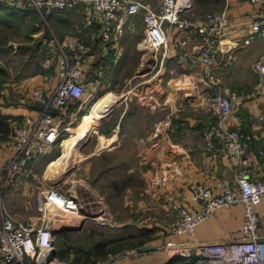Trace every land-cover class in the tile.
Segmentation results:
<instances>
[{
    "label": "crops",
    "instance_id": "1",
    "mask_svg": "<svg viewBox=\"0 0 264 264\" xmlns=\"http://www.w3.org/2000/svg\"><path fill=\"white\" fill-rule=\"evenodd\" d=\"M150 4L156 5L155 2ZM0 7L9 6L0 3ZM259 10V5L251 0H222L218 6L201 13L195 12L193 4L192 9L187 12L193 14V17H187L186 13L183 17L196 19L206 12H224L228 21L225 36L219 44L218 53L210 68L207 71L189 63H177L173 58L166 59L160 75L155 80H150L151 82L142 83L138 91H129L126 99L129 106H123L113 122L112 120L110 124L106 122L109 131L111 130L109 135L114 133L111 140L101 146L98 138L100 147L98 151L92 154L83 152L82 178H88L90 170H93L98 163L107 167L106 172L109 175L114 172L124 178L141 179L140 189L130 186L131 188H125V194L133 192L136 196L140 195L136 203L138 210L144 213L152 209L154 215L150 220L156 218L157 225H165L159 223L162 221L163 209L167 207L168 211L172 210L174 221L170 222L171 225L167 223L168 227L177 219V212L172 209V205L195 206L191 201V195L197 186L214 188L219 181L232 182L242 165L241 160L244 165L251 168L253 178H261L264 175V161L256 155L255 150L264 148V124L258 119L264 112V79L260 80L253 71L252 65L259 55L264 54V35L248 39L252 33V22ZM262 10L264 13V7ZM32 13L38 16L36 12ZM87 13L88 6L83 4L74 9L52 10L44 16V20L37 18L34 21L37 27H54L58 38L78 39L87 46L84 80L88 87L80 100L85 105L90 98L96 96L92 97L99 89L101 91L110 88V80L105 83V72L109 71V67L117 66L122 59V54L125 52L124 37L130 35L131 21L134 20L137 24L139 20L141 23L138 27L140 38L137 49L139 50L138 44L143 36L141 16L139 14L130 16L123 23L121 35L113 40L108 49L102 51L98 45L99 23L95 21L87 26L85 24ZM174 34L177 36L180 32ZM190 43L195 44L196 40L190 38ZM54 68V72L48 74L49 78L48 75L40 74L11 78L3 90L0 96V115L5 117L10 132L6 139L0 137V166L13 155L14 151L10 143L13 131L24 123L26 116H34L40 108V104L31 97L32 88L41 86L47 93L53 92L57 84L56 65ZM207 72L214 75L222 88L234 92L237 96L233 104L232 118L225 127L237 130L242 136L249 135L251 138L248 146L242 151L243 158L240 161L229 156L219 140H215L213 148L209 149L203 139V133L216 126L219 120L218 114L204 102V98L211 92ZM112 92L104 94H112ZM98 102L92 105L93 108L90 106L92 109L89 115H95L100 107L97 106ZM68 109L69 107L53 110L61 129L60 136L69 131V129L65 130L66 127L70 128L78 122L77 112ZM69 141L65 142L68 146ZM54 146L53 144L37 158L50 153ZM62 146L65 150L64 142ZM101 148H109V150ZM117 153L126 154L121 161L122 167L115 164L116 162L111 158L113 155H118ZM117 157L120 160L122 156ZM30 164L20 174L5 181L2 196L4 205L8 207L14 218L39 225L42 216L32 219L36 212L42 213L37 208V196L35 204L31 206L28 204L25 207L18 200L20 193H14L12 190L8 192L7 205L4 198L5 187L14 186L16 189H21L27 185L24 180L29 175L27 168ZM24 190L25 188L21 189L22 194ZM12 195H15L16 202L22 203L21 206L12 205ZM256 210L260 222L259 236L264 237V194ZM23 218L26 220H22ZM242 220L243 210L240 204L220 208L196 226L194 237L201 244L228 242L240 236ZM62 224L68 225L64 220V223L59 222L54 225L55 227L50 224L51 229H58ZM165 230L166 233L163 235L164 230L161 229L158 238L160 240H156V244H164L168 239V229ZM173 257L175 256L170 251L161 246L133 258L121 256L107 263L126 264L132 260H140L147 264H169ZM185 259L178 256L176 261ZM50 263L63 264L56 258Z\"/></svg>",
    "mask_w": 264,
    "mask_h": 264
},
{
    "label": "built area",
    "instance_id": "2",
    "mask_svg": "<svg viewBox=\"0 0 264 264\" xmlns=\"http://www.w3.org/2000/svg\"><path fill=\"white\" fill-rule=\"evenodd\" d=\"M251 1L258 4L260 10L252 22L249 40L264 35V0ZM0 3L18 10H33L42 20L52 10L87 5L85 24L99 23L98 45L102 51L121 35L125 19L139 14L143 23L139 48L152 52L160 69L166 59L173 58L177 63H189L208 71L228 25L224 12L205 13L196 19L183 17L192 9V0H0ZM177 31L182 35L171 37ZM190 38L196 43L191 44ZM50 43L56 51L57 84L52 93H47L41 86L32 88L31 97L40 108L34 116H26L24 123L13 131V155L0 166V264H51L46 262V256L54 247V234L44 212L53 207L78 215L81 209L75 196L56 188L42 191L37 196V208L43 214L37 225L14 218L3 202L5 181L19 174L61 137L53 110H63L69 103L80 101L88 87L84 80L87 46L78 39L50 38ZM252 69L262 81L264 54L254 60ZM207 80L211 92L204 102L218 114L219 120L216 126L203 133V139L209 149L213 148L215 140H219L227 154L240 161L251 138L225 127L232 118L237 96L222 88L210 72H207ZM258 119L264 124V112ZM255 151L264 161V148ZM240 162L242 165L232 182L219 181L214 188L197 186L191 195L195 206L172 205L177 220L169 228V237L163 247L173 256L186 259L169 264H264V237L259 236L260 222L256 210L264 194V175L253 178L251 168L242 160ZM236 204H240L243 210L238 238L217 244H201L195 239L194 231L199 223L218 209ZM126 264L147 263L132 260Z\"/></svg>",
    "mask_w": 264,
    "mask_h": 264
},
{
    "label": "rangeland",
    "instance_id": "3",
    "mask_svg": "<svg viewBox=\"0 0 264 264\" xmlns=\"http://www.w3.org/2000/svg\"><path fill=\"white\" fill-rule=\"evenodd\" d=\"M186 16L193 17V14L186 13ZM37 18L39 20L40 16H37ZM37 24H39L38 21ZM131 26L130 35L124 37L125 52L122 54V59L118 60L117 66L109 67V71L106 70L105 72V83L110 80L111 90L109 88L100 91L99 89L96 94H93L92 97L96 96L90 98L89 102L86 101L87 106H85L80 119L77 120L78 122L73 124L69 131L63 135V139L70 138L68 150L65 151L63 149V140H59L52 149L54 153L51 156L45 155L33 161L27 168L29 175L24 180L27 185L21 187V189L25 188L23 194L20 188L16 189L14 186L5 187V203L7 193L12 190L14 193H20L18 200L23 203L24 207L28 204L30 206L35 204L37 194L51 188H56L60 192L69 195L73 194L72 196L79 200L81 209L78 215L56 208H54L53 212L50 210L44 212L51 225L56 226L59 222L64 223V220H66L68 226H71L60 232H55V243L61 249L71 250L66 255L67 260L64 264H108L107 262L113 258L121 256L133 258L141 253L150 251L151 248L158 249L164 246V244H156V240H160L158 238H160L161 229L164 230V235L166 233L165 229L169 230L171 228V226L168 227L167 223L170 224V222L174 221V213L170 209L168 211L167 207L163 209L162 221L159 222L160 224L165 223L163 226L156 224V218L150 220L154 215L152 214V209L144 213L138 210L139 207L137 208L136 203L140 195L136 196L133 192L125 194V188H131L130 186H132L140 189L142 180L139 178H124L122 175L114 174V172L109 175L106 172L108 171L107 167L98 165V163L93 170H90L88 178L83 179L81 175L83 152L92 154L98 151L100 149L98 138L101 146L111 140L114 133L109 135L111 130L108 132L106 122L109 124L110 120L113 122L117 112L119 113L123 106H129V102L126 103L128 92L138 91L142 83L151 82L152 79L155 80L161 73L162 68H159L154 54L148 50L137 49V42L140 38L138 28L141 26L140 21L138 20L137 24L134 20L131 21ZM38 28L41 31L30 33V38L27 37V43H22L19 48L15 45L16 42L14 43L10 56V58L12 56L14 58L13 66H23L26 61L31 59L32 55L36 54L28 47L33 46L35 44L34 41L42 40L44 30L49 33L50 38L59 39L54 27ZM18 32V37L21 35L19 38L26 40L25 37L22 38L20 31ZM175 35L172 34L171 37ZM49 45L52 52L51 58L45 60L43 64L46 67L49 66V73H53L55 70L56 51L54 50V45L52 46L51 43ZM49 73L39 74L48 75ZM5 83L8 84L6 81ZM109 91H113L112 94H104ZM98 97L100 98L96 100ZM101 99L102 104L95 115H89L90 109L93 108L92 105ZM90 103H92V108H90ZM87 110V115L83 117ZM103 128L105 131H101ZM10 137L11 143L12 134ZM103 150H109V148H104ZM125 155L120 153L113 155L111 158L116 162L115 164L122 167L121 161L125 158ZM117 156L122 157L118 160ZM50 159L52 160L48 162ZM79 166L80 168L78 169ZM18 186L19 184L16 187ZM20 186H22V183H20ZM131 190L133 191L134 189ZM14 196L12 195V205L21 206L22 203L16 202ZM6 208L8 209V207ZM42 214L36 212L32 219L42 216ZM159 219H161V216ZM22 220L25 221L26 219L23 218ZM61 232H67V234L62 237L59 235ZM96 242L107 243L104 250L105 255L100 258H95L90 253V247ZM77 257L79 259L75 263Z\"/></svg>",
    "mask_w": 264,
    "mask_h": 264
},
{
    "label": "trees",
    "instance_id": "4",
    "mask_svg": "<svg viewBox=\"0 0 264 264\" xmlns=\"http://www.w3.org/2000/svg\"><path fill=\"white\" fill-rule=\"evenodd\" d=\"M221 1L222 0H193L194 10L198 13L209 11L215 6H218ZM32 12L33 10L28 9L15 10L9 7H0V96H2V92L7 85L6 83L4 84L5 81L8 83L11 78L26 77L39 73L43 74L46 72L49 73L50 71L49 66L46 67L43 64L45 60L51 58L52 53L49 45L50 36L49 33L45 30L42 34V40H36L34 41L35 44L33 46L28 47V49H32L34 53L36 52V54L32 55L30 60H25L26 62L23 64V66H13L12 63L14 62V58L13 56L10 58L15 42V45L19 48V45H21L22 43H27V37L30 38V33L39 30V28L34 25V21L37 19V17ZM44 28H46V26H44ZM18 31H20V34H22V38L25 37L26 40L19 38L21 35L18 37ZM36 57L38 58L36 59ZM82 104V101H77L68 104V110L77 112L78 120L80 119L85 106H87L85 104ZM87 112L88 110L85 112L83 117L87 115ZM5 120V117L0 115V137L4 139L7 138V135L10 132L8 123ZM101 131H105V129L103 128L101 129ZM61 139H63V136H61L54 143V145H56ZM53 153L54 152L51 150V152L47 155L51 156ZM51 160L52 159H50L48 162H50ZM66 234L67 232H61L59 235L64 237ZM105 245H107V243L105 244L104 242H96L90 247V253L93 254L95 258H100L104 256V250L106 247ZM54 246L57 249L55 258L58 261L65 263L67 260L66 255L71 250L68 249L66 251L63 248L61 249L60 246L55 243V240ZM177 258L178 256H175L171 259V261H176ZM78 259L79 258L77 257V261H75V263L78 262Z\"/></svg>",
    "mask_w": 264,
    "mask_h": 264
},
{
    "label": "water",
    "instance_id": "5",
    "mask_svg": "<svg viewBox=\"0 0 264 264\" xmlns=\"http://www.w3.org/2000/svg\"><path fill=\"white\" fill-rule=\"evenodd\" d=\"M67 227H71V226H68V225H65V224H62L58 229H55V230H52V232L54 233L55 231L56 232H59V231H62V230H65L67 229ZM153 248L150 249V251H152ZM155 250V249H153ZM55 255H56V248L53 247L49 250L48 252V255L46 256V262H51L55 259Z\"/></svg>",
    "mask_w": 264,
    "mask_h": 264
},
{
    "label": "bare ground",
    "instance_id": "6",
    "mask_svg": "<svg viewBox=\"0 0 264 264\" xmlns=\"http://www.w3.org/2000/svg\"><path fill=\"white\" fill-rule=\"evenodd\" d=\"M100 104H102V99L99 100L97 106H100ZM112 109H113V108H112ZM112 109H111V110H112ZM110 112H111V111H110ZM110 112H109V113H110ZM69 140H70V138H66V139L63 140V142H64V144H65V146H64V147H65V151L68 150V144L65 143V142H68ZM63 142H62V143H63ZM69 147H70V146H69ZM65 153H66V152H65ZM59 161H60V160H59ZM56 166H57V165H56ZM72 195H73V194H72ZM49 210H50L51 212H53V211H54V208H53V207H50Z\"/></svg>",
    "mask_w": 264,
    "mask_h": 264
}]
</instances>
